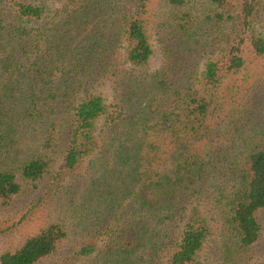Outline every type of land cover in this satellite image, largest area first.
Masks as SVG:
<instances>
[{
  "label": "rangeland",
  "instance_id": "obj_1",
  "mask_svg": "<svg viewBox=\"0 0 264 264\" xmlns=\"http://www.w3.org/2000/svg\"><path fill=\"white\" fill-rule=\"evenodd\" d=\"M59 1L54 0L53 9H59ZM103 1L105 4L93 15L100 20L109 18L111 11L104 12L109 4L115 21L120 10L132 8L138 0ZM259 1L249 34L264 41V0ZM214 11L208 0H184L179 7L165 0H145L139 12L151 55L140 67L124 62L118 25H84L76 30L83 31H78L74 45L92 44L95 58L103 63L96 75L90 69L92 76H87L106 107V114L94 123L97 145L71 170H65L60 167L63 138L60 147L53 148L52 163L42 179L32 185L20 181L19 193L0 202V255L18 249L45 226L59 224L65 238L52 254L35 264H112L113 259L126 258L134 259L136 264H165L173 231L171 226L158 224L155 218L139 211V200L151 201L154 197L141 195L138 182L126 175L132 160L128 147L133 140L138 141L144 171L150 163L154 167L160 157L165 159L171 153L170 135L152 129L155 120L148 101L155 95L165 97L169 88L179 87L187 78H197L205 63L217 58L219 54H213L214 45L210 44L219 33L212 21ZM0 16L6 15L0 10ZM59 37L60 33L53 35V40ZM242 48L243 68L223 78L214 92L215 105L207 119L212 130L210 138L192 145L190 150L201 158L212 157L201 179L200 192L176 189L187 209L207 226L208 234L192 264H264V208L256 213V241L241 249L226 222L224 200L214 201L238 190L243 158L257 144L264 143V56L251 54L247 42ZM83 49L86 52L84 45ZM125 93L129 97H124ZM15 140L18 153L12 168L18 167L29 151L34 152L23 151L31 139L18 136ZM119 141L122 145L112 150ZM82 248H89V252L82 254Z\"/></svg>",
  "mask_w": 264,
  "mask_h": 264
},
{
  "label": "trees",
  "instance_id": "obj_2",
  "mask_svg": "<svg viewBox=\"0 0 264 264\" xmlns=\"http://www.w3.org/2000/svg\"><path fill=\"white\" fill-rule=\"evenodd\" d=\"M165 1L173 7L184 3V0ZM208 1L215 10L212 21L219 32L210 41L214 45L211 51L219 55L205 63L197 78H187L179 87L173 84L165 97L155 95L148 101L155 120L152 129L170 135L171 153L165 159L160 157L154 167L150 163L144 171L138 141L133 140L128 147L132 160L126 175L138 182L141 195L154 197L151 201L139 200V211L155 218L158 224L171 226L173 231L168 239L171 246L165 264H192L208 234L206 223L187 209L176 189L200 192L203 185L201 179L206 176L212 157L201 158L190 150L192 145L210 138L212 130L207 119L215 105L214 92L223 78L243 68L245 42L251 54L264 56L263 39L249 34L251 22L259 11V0ZM53 2L0 0V10L6 15L0 16V162L5 161L0 163V202L9 201L19 193L20 181L32 185L42 179L52 163L53 148L58 149L63 138L65 148L61 147L60 167L65 170H71L97 145L94 123L106 114V107L103 98L94 93L89 79L98 73L102 61L95 58L92 44L74 45L78 31H83L77 29L84 25H118L119 37L124 42V62L132 67L142 66L151 55L139 12L145 0L120 10L115 21L109 4L104 10L111 11L109 18L100 20L93 15L105 4L103 0H60L59 9H53ZM59 33L60 40H53V35ZM67 52L72 55L68 56ZM125 94L124 97H129ZM116 107L120 111L119 105ZM112 134L115 137L116 133ZM18 136L31 139L23 151L34 152L29 151L27 158L12 168L18 153L14 149ZM121 145L119 141L116 148L111 144L108 147L117 151ZM243 168L238 190L214 198L216 203L224 200L226 222L241 249L258 237L256 213L264 208V143L257 144L243 158ZM64 238L65 232L59 224H49L25 239L18 249L2 253L0 264H35L52 254ZM139 241L142 242L141 237ZM88 252L89 248L81 249L82 254ZM103 264L108 263L103 261ZM112 264L136 262L128 258L113 259Z\"/></svg>",
  "mask_w": 264,
  "mask_h": 264
}]
</instances>
